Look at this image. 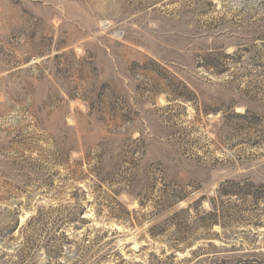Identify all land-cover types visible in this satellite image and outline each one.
I'll use <instances>...</instances> for the list:
<instances>
[{
	"label": "rangeland",
	"instance_id": "obj_1",
	"mask_svg": "<svg viewBox=\"0 0 264 264\" xmlns=\"http://www.w3.org/2000/svg\"><path fill=\"white\" fill-rule=\"evenodd\" d=\"M0 264H264V0H0Z\"/></svg>",
	"mask_w": 264,
	"mask_h": 264
}]
</instances>
